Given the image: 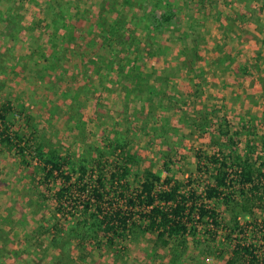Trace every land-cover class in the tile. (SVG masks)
Segmentation results:
<instances>
[{
	"label": "rangeland",
	"instance_id": "1",
	"mask_svg": "<svg viewBox=\"0 0 264 264\" xmlns=\"http://www.w3.org/2000/svg\"><path fill=\"white\" fill-rule=\"evenodd\" d=\"M1 1L0 107L7 102L11 105L7 117L11 132L21 133L70 159L75 171L85 165L89 170L84 180L87 189L94 187L95 180L91 160L104 154L108 177L117 167L115 155L110 154L112 147L117 142L125 144L132 158L123 182L126 187L123 190L106 178L100 203L104 212L127 209L125 199L135 195L144 170H151L161 179L180 181V193H193L197 205L214 211L217 226L194 210L193 230L185 234L186 244L175 264H228L229 260L232 264H246L234 254L237 244L251 245L256 255L264 257V201L250 214L238 213L236 208L235 218V212H231L234 204L227 207L224 202L205 198L214 166L199 160L221 150L228 153L230 138L243 157H249L252 164L264 165V0H249L253 4L252 27L240 28L237 18L226 22L236 25L235 32L240 37L233 35L231 40L215 35V29H207L206 42L197 44L204 62L195 65L202 67L203 79H195L173 56L174 49L186 43L192 33L184 36L185 31L173 32L172 28L163 29V25L160 34H148L163 46V52L151 60L150 67L155 72L150 81L161 83L168 79L164 91L152 95L149 101L136 98L127 83L117 82L111 75L97 82L95 67L82 64L78 52L68 57L60 53V59L54 58L51 45L56 41L47 36L44 27L48 22L43 20L46 7L54 0ZM68 1L72 7L80 6V20L66 17L65 22L68 30L76 26L78 33L90 29L94 18L91 12L99 7L116 10L119 5L118 10L121 3L131 7L123 0ZM236 9L239 13L238 6ZM105 17L111 21L114 14L110 12ZM179 23L172 20L171 26ZM139 38L144 41L143 36ZM46 58L51 63L48 70L44 68ZM30 157L23 161L18 147L9 150L0 146V247L5 251L0 255V264H37L33 258L36 254L43 255L47 263L50 254L57 251L46 239L66 231L67 225L77 219L79 199L90 200L94 210L90 190L83 192L81 185H73L79 176L76 174L65 206L57 211L55 193L68 184L59 177L45 179L40 159L37 155ZM119 157L122 158L116 156ZM229 179L234 180L232 175ZM231 181L229 189L224 190L230 198L226 201L233 198L238 203L239 189ZM132 211L136 213L134 220L139 221L138 213L143 210L137 207ZM39 231L43 243L37 240ZM155 238L154 233L138 232L118 238L112 245L105 244V240H99V244L87 241L85 249L77 248V242L69 238L71 246L65 251L76 259L72 264H167L173 255L166 250L158 249L161 258L151 259ZM30 243L36 254L26 252Z\"/></svg>",
	"mask_w": 264,
	"mask_h": 264
},
{
	"label": "trees",
	"instance_id": "2",
	"mask_svg": "<svg viewBox=\"0 0 264 264\" xmlns=\"http://www.w3.org/2000/svg\"><path fill=\"white\" fill-rule=\"evenodd\" d=\"M199 1L201 0H195V4ZM238 1L243 2L245 0ZM2 2L0 0V4ZM208 2L209 4L213 2L211 5L217 4L216 0H208ZM53 3V5L50 4V6L46 7L43 20L48 22L44 27L45 30H48L47 36L51 40L56 41L54 44L57 48L54 51V58L58 57L60 53L64 57H68L70 54L78 52L80 58L84 61L82 64L91 63L95 67L96 77H93L97 78V82H100L104 76L109 78L111 75L117 82L127 83L130 86L131 93L136 98L143 97L144 101H149L152 95L159 91H164L168 79L164 78L161 83L159 81L151 83L149 78L155 72L150 67L152 66L151 60L156 59L163 52V46L154 42L149 43L153 37L148 36V34L153 31L156 35L160 34V27L164 24H171L173 20L171 13L153 14L150 19L153 18L154 20V29H138V26L141 25V18L136 15L129 16L123 11L113 13L114 17L111 21L105 17L106 15L104 16L101 13L91 23L92 28H96L94 31L88 29L84 33H78L76 26L71 27L73 31L68 30L65 22L67 21L66 17L68 19L76 17L80 20L82 14L79 4L72 7L68 0H54ZM123 3L129 6L133 5L129 0H123ZM214 7L216 8V5ZM246 10L248 12V9ZM201 13L203 16L208 14L206 9H203ZM174 26L176 27L177 25ZM137 30L141 32V37L143 36L144 38L142 43L138 40L140 35L137 36ZM182 34L185 36L188 33L183 32ZM91 35L95 36V38H91ZM194 40L190 44L179 45L175 49L173 56L176 61H179V66H182L187 72L193 73L195 79H203L204 71L202 67L200 65L195 66L202 62L203 59L198 47L195 46L194 42H196V39ZM98 47L105 50V53L101 54V49ZM169 50L170 48L167 47L166 51ZM58 58L60 59V57ZM46 60L44 68L48 70L51 68V63L48 58ZM97 62H100V64H97ZM10 106L7 102V104L0 107V146L7 147L9 150L13 149V147H18L19 157L23 161L30 156L37 155V158L40 159L39 164H41L45 179L59 177L68 184L55 193L58 211L60 207L65 206L64 204L71 194V184L74 175L79 174L75 180L73 179V185L77 187L81 185L80 190L86 191L88 184L84 180L89 170L85 165H81L75 171L72 168L74 166L70 159L62 157L54 150L45 149L41 143L36 144L27 137L25 138L21 133L11 132V127L7 121L11 111ZM225 137L228 138L227 133H225ZM227 140L230 142L229 145H226L229 147L228 153H224L221 150L219 153L199 159L201 160L200 162L206 160L214 166L212 184L207 187L205 198L209 201L218 200L224 202L227 207L234 204L231 208L232 213L238 208V213L250 214L254 208L260 207L264 201V165L252 164L249 157L242 156L238 147L230 138ZM114 145L110 154L115 155L117 167L108 177L112 183H117L123 189L126 187V183L123 182H126V177H128L132 158L130 153L126 151L125 144L117 142ZM116 156H121L122 158H116ZM106 159L104 154H100L90 162V167L95 172V180L94 187L87 190L92 193L94 210L91 211L92 203L90 200L79 199L81 209L77 219L67 225L66 231L55 232L54 235L47 237L46 240L50 248L57 251L55 254L49 253L50 257L47 263L43 261L45 258L43 255L35 253V247L30 243L31 248L26 252L30 255L36 254L33 258L38 260L37 264H64V260L67 261V264L75 262L76 259L71 253H66L65 251L71 246L70 240L77 242V248L85 249L88 242L97 241V244H99V240H105V244L112 245L116 239H122L125 235L132 236L138 232L155 234L156 238L152 245L151 259L161 258L157 254L158 249L166 250L173 255L167 264H175L178 262L177 258L180 257L186 244L184 241L185 234L193 230L191 215L194 210H198L200 218L206 216L211 219L212 224L217 226L216 213L214 211H209L197 205L193 193H189V195L180 193V189L183 187L180 181L171 177L161 179L160 175L151 170L142 172L135 195L128 199L124 198L127 209H113L104 212L100 203L104 196L102 192L104 182L108 179L105 173L104 161L106 162ZM230 175H232L233 181L229 179ZM230 181L231 183L235 182V186L239 189L238 203L233 198L226 201L230 198L227 197V194H224V190L229 189L228 183ZM137 207L143 210L138 213L141 218L140 220L138 219L139 221L134 220L136 213L132 211ZM238 213H233L235 218ZM141 223L144 225H141ZM62 232L64 233L63 235H61ZM41 234V231L37 234L39 243H43ZM236 247L234 254L241 257L246 264H264V257L261 258L256 255L251 245L237 244ZM45 248V252H48L47 245ZM3 252L5 251L0 247V255ZM10 255V257H13V254ZM81 257L82 254L76 258L81 259ZM228 264H232V261L229 260Z\"/></svg>",
	"mask_w": 264,
	"mask_h": 264
},
{
	"label": "crops",
	"instance_id": "3",
	"mask_svg": "<svg viewBox=\"0 0 264 264\" xmlns=\"http://www.w3.org/2000/svg\"><path fill=\"white\" fill-rule=\"evenodd\" d=\"M129 1L133 3V5H131L130 8L123 7V4L121 3V6L118 10L117 8L119 7V5L117 8H115L116 10H112V9L108 10L106 7H99L97 11H93L91 13H93L94 18H96L99 15V11L104 13V15L106 16H108L110 12L115 13L117 11H123V13H127V15L129 16L136 15L137 17L141 18V25L138 26V29L141 28L154 29L155 23L153 18L150 19V17L153 14L157 15V14H163L169 12L173 15L172 16L173 20L180 23L176 27L171 26V24L168 25L164 24L163 29L170 30L172 28L173 32L174 31L177 32L181 30V32L185 31L192 33L193 36L190 39H187L186 43L190 44L194 39H196V42H194L195 46H197V44L200 45L201 42L202 43L206 42L207 29L208 30L215 29L214 32L215 35L221 34L220 36L222 37L226 36L227 38H231V40H234V38H232L233 35L235 37L236 36L240 37V35H238V33L235 32V29L237 28L236 25L232 26L230 24H226V22L229 20L233 21L235 18H237L236 24L238 23L240 28L252 27L253 24L251 21L252 18L250 19V13H249L250 9L253 8L252 7L253 4L249 0L247 1L245 0L243 2H240L238 0H216L217 4H214L216 5V8L214 7V5H211L213 2L209 4L208 0H201L197 4H195V0H129ZM98 2L107 3L108 0H99ZM209 5H211V7H209ZM237 6L239 9V13H237V9H236ZM247 8H248V12L246 10ZM203 9L207 10L208 13L207 16H203V14L201 13ZM241 19L243 22H241ZM91 23L88 27L92 28ZM95 29L96 28L93 27L92 31H94ZM160 29H162V27H160ZM85 31H87V29H85ZM224 32H226V34ZM151 33L152 32H150V35ZM138 35L141 36V32L139 30H137V36ZM138 40L140 41L139 37ZM150 42L156 43L157 41L155 38H153L152 41ZM140 43H142V41H140ZM51 46L55 51L57 46L55 44ZM54 51H52V53H54ZM201 56H204L202 52H201ZM202 62H204V59L202 60ZM200 64L202 63L200 62Z\"/></svg>",
	"mask_w": 264,
	"mask_h": 264
}]
</instances>
